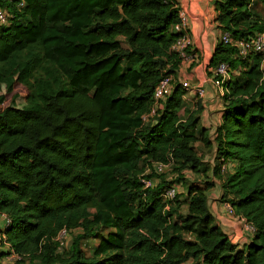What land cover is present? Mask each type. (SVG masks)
I'll return each instance as SVG.
<instances>
[{"label": "trees", "instance_id": "1", "mask_svg": "<svg viewBox=\"0 0 264 264\" xmlns=\"http://www.w3.org/2000/svg\"><path fill=\"white\" fill-rule=\"evenodd\" d=\"M177 5L0 0L11 14L10 24L0 25V214L11 220L1 229L11 247L1 249L2 259L14 253L18 264H264L263 57L242 59L218 44L211 64L228 63L239 75L224 85L213 139L206 129L196 132L200 118L184 105L182 84L144 121L157 85L181 63L171 51L180 36L173 30ZM215 11L222 34H264V0H216ZM201 144L214 162L201 181H189L183 172L200 173ZM170 161L186 182V214L171 211L162 197L175 182L153 165ZM143 180L154 184L145 188ZM215 189L219 202L256 229L243 248L211 211ZM110 228L117 232L104 237ZM63 229L79 231L69 249L57 241ZM91 239L107 248L88 254L83 245Z\"/></svg>", "mask_w": 264, "mask_h": 264}, {"label": "crops", "instance_id": "2", "mask_svg": "<svg viewBox=\"0 0 264 264\" xmlns=\"http://www.w3.org/2000/svg\"><path fill=\"white\" fill-rule=\"evenodd\" d=\"M176 2L178 4L177 6L187 14V31L192 39V46L188 50L190 57L188 59H181V63L174 76L179 84L189 83L192 87L203 86L205 88L206 95L201 100L206 108V112L200 114V120L195 130L198 127H201V130L206 129V134L213 139L217 127L222 123V111L224 109L223 100L219 91L209 82L212 76L211 71L214 68L211 64L213 55L218 44L221 42L222 34L215 23L216 0H176ZM234 74L239 75V72H234ZM189 97L195 99L198 96L195 94V91L188 90L184 98ZM209 111L212 113H208ZM212 194L214 202L211 203V211L218 225L227 234L233 231V234L235 232L238 235L240 233L239 229H243L242 225H240L241 223H231L226 215L224 204L219 202L217 190ZM1 217L0 239H4L5 235L1 233V229L4 227V218L2 215ZM239 218L242 221L244 220L240 216ZM248 241L249 234H245L242 241L239 242V245L243 246Z\"/></svg>", "mask_w": 264, "mask_h": 264}, {"label": "built area", "instance_id": "3", "mask_svg": "<svg viewBox=\"0 0 264 264\" xmlns=\"http://www.w3.org/2000/svg\"><path fill=\"white\" fill-rule=\"evenodd\" d=\"M19 7H24V3L18 4ZM11 14H8V12L0 7V25L8 26L10 24ZM187 24H188V17L187 14L180 9L179 11V23L175 24L173 26L174 32L180 34V36L177 38L176 42L172 46L171 51L173 53H176L177 56L181 59H188L190 55L188 54V50L192 46V39L190 38L188 31H187ZM221 42H223L226 45H230L234 47L237 51L236 55L239 58L246 59L249 55L252 53L260 54L264 59V34L257 35L253 40H235L229 33H223L221 34ZM234 73V72H233ZM232 70L230 68V65L228 63H220L211 71V77H210V83L213 85L214 88H216L219 91V94L223 98V96L226 93L225 83L230 80L232 77ZM176 84H179L176 80L175 76L168 75L165 76L162 81L157 85L155 92H154V107L152 108V112L150 115L144 117V121L148 122L151 117H153L158 110V106L161 102L165 101L173 92L174 87ZM183 87L187 90H193L195 91V94L202 99L206 95L205 88L203 86H195L192 87L189 83H182ZM173 163L170 161L168 163H156L153 165L155 171L158 174H163L167 170H169L172 167ZM226 171V165L222 167V172ZM143 183L145 185V188L152 187L154 182L152 180H143ZM178 189L176 187L168 188L164 194L162 195L163 199L166 201L174 200V198L177 196ZM226 215L231 218H238V216L235 214L233 207L229 203L224 204ZM4 218L5 226H9L11 223V220L5 216L2 215ZM244 225H245V233L249 234V238L253 236L256 232L255 227L246 222L244 219ZM232 242L235 244V238L231 233H229ZM70 237V232L67 229H63L58 237L57 241L60 243L61 247L64 245V240L68 239ZM17 258H19L17 256Z\"/></svg>", "mask_w": 264, "mask_h": 264}, {"label": "rangeland", "instance_id": "4", "mask_svg": "<svg viewBox=\"0 0 264 264\" xmlns=\"http://www.w3.org/2000/svg\"><path fill=\"white\" fill-rule=\"evenodd\" d=\"M1 28V27H0ZM130 64L125 63V67L128 66ZM236 77H238L237 75H235ZM130 90H124L122 92V96H126L129 93ZM203 99V98H202ZM184 105L188 108H190L192 111H194V115L197 116L201 113H205L206 112V108L204 107V105L202 104V100L197 97L195 99L193 98H184ZM208 113H212L211 111H209ZM218 113V112H217ZM201 131V127H198L196 132L199 133ZM197 151L200 154V158L202 160V166H201V171L200 173H193L189 170L184 171L183 173H185V178L189 181H201L202 180V174L205 172L204 170H209L210 168H212V163L214 162V153L213 151L210 149H207L206 146H204L203 144L196 146ZM178 164L174 165L173 167H171L169 170H167L165 172V174L163 175V179L167 180V181H173L175 182L173 185V187H176L178 189L179 192V197H177L176 200H170L168 203V208L171 209V211H176L178 214H186L187 213V197H186V186H185V181H181L178 180L180 178L179 173L177 172L176 169L178 168ZM151 173V169H147L146 174H150ZM216 192L215 190L210 191V197H211V203H213V197H212V193ZM218 194V192H217ZM219 199V198H218ZM91 214L92 216L96 215V210H91ZM1 214H0V219H1ZM108 218V216L104 215V220H106ZM229 218V217H228ZM111 221V218H109ZM230 219V222H238L241 223L240 225H242L243 229H239V234L237 235L235 232L234 234L231 232V234L233 235V237L235 238V244L239 245V242L242 241V238L245 236V225H244V220L242 221L239 216L238 218H234V219ZM110 224V222H105V224ZM230 223V226H231ZM1 227V226H0ZM241 227V226H240ZM227 229V228H226ZM228 230V229H227ZM79 231H75L73 233L70 234V237L68 239H65L64 245L62 246L64 249H69L73 238L76 234H78ZM112 232H117L115 230V228H110L107 231L105 230V233L103 234V236L105 237L108 233H112ZM243 232V234H242ZM6 239L1 238L0 239V251L1 249L7 252H11V247L10 245L5 241ZM86 244L83 245V249L84 251H86L88 254L92 255L96 249H106V246H100L103 245L101 243L102 239H91L89 241L85 242ZM240 246V245H239ZM244 246V245H243ZM243 246H240V248H243ZM19 258H17V255H15L14 253L12 255H5V257L2 259L0 257V264H18Z\"/></svg>", "mask_w": 264, "mask_h": 264}]
</instances>
